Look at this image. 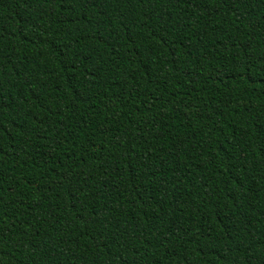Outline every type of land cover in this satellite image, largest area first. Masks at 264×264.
Returning a JSON list of instances; mask_svg holds the SVG:
<instances>
[{"label":"trees","instance_id":"obj_1","mask_svg":"<svg viewBox=\"0 0 264 264\" xmlns=\"http://www.w3.org/2000/svg\"><path fill=\"white\" fill-rule=\"evenodd\" d=\"M0 264H264V0H0Z\"/></svg>","mask_w":264,"mask_h":264}]
</instances>
